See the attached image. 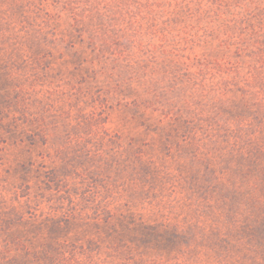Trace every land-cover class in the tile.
<instances>
[{
	"label": "rangeland",
	"instance_id": "obj_1",
	"mask_svg": "<svg viewBox=\"0 0 264 264\" xmlns=\"http://www.w3.org/2000/svg\"><path fill=\"white\" fill-rule=\"evenodd\" d=\"M64 1L0 0V53H52L53 66L46 85H26L49 110V134L0 149V263L50 235L81 264H264V53L207 44L82 82L98 67L93 38ZM9 9L52 19L42 35L20 32Z\"/></svg>",
	"mask_w": 264,
	"mask_h": 264
},
{
	"label": "trees",
	"instance_id": "obj_2",
	"mask_svg": "<svg viewBox=\"0 0 264 264\" xmlns=\"http://www.w3.org/2000/svg\"><path fill=\"white\" fill-rule=\"evenodd\" d=\"M90 1L77 0V9L73 5L75 0L64 1V9L72 18V26L87 24L86 29L93 38L90 41L95 51L92 61L98 62V67L87 71L82 82L115 63L123 69L120 72H131L134 75L149 62L159 61L160 58L189 59L191 53H198L207 44H216L217 48L226 47L227 51L234 50V53H252L255 56L264 53V0ZM6 15L5 22L10 23L14 11L9 9ZM16 17L19 20L14 26L19 27L20 32L30 27L33 31L37 30L39 35H42L44 27L52 19L50 14L47 15V23L29 22L26 14ZM26 30L24 35H28L29 31ZM64 39L60 37L58 43L70 44ZM51 57L52 53H0V149L3 152L7 153L21 143L41 139L49 134L43 115L49 113V110L43 105H34L33 93L26 85L31 81L41 83L42 86L48 83L53 70ZM58 57L65 61L66 55L60 53ZM194 59L201 66L206 63L198 55ZM260 59L261 63L258 60L256 65L260 64L264 68V57ZM92 61L84 59L79 67ZM122 101L129 109L138 110L137 99ZM103 213L106 215H101L102 218L109 220L111 207ZM69 217L71 220L77 215L74 213ZM118 218L124 221L125 215L120 214ZM136 222L133 220L131 224ZM134 229L139 228L137 226ZM151 234L150 231H143L137 238L147 242ZM161 236L168 237L169 242L175 237L171 232ZM53 238L45 235L40 247L31 243L19 248L18 255L13 257L9 252L5 253L10 256L6 261H14L15 264H81L79 260L72 259L71 252L48 245Z\"/></svg>",
	"mask_w": 264,
	"mask_h": 264
}]
</instances>
